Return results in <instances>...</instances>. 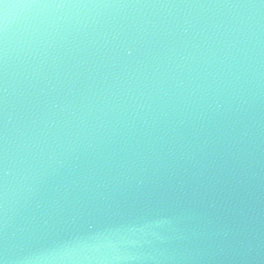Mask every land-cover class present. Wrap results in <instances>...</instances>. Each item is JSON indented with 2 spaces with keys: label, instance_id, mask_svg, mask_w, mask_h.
Instances as JSON below:
<instances>
[{
  "label": "water",
  "instance_id": "water-1",
  "mask_svg": "<svg viewBox=\"0 0 264 264\" xmlns=\"http://www.w3.org/2000/svg\"><path fill=\"white\" fill-rule=\"evenodd\" d=\"M0 264H264V0H0Z\"/></svg>",
  "mask_w": 264,
  "mask_h": 264
}]
</instances>
